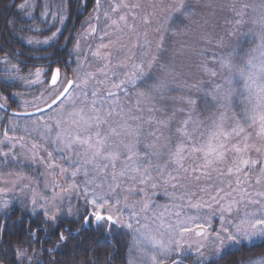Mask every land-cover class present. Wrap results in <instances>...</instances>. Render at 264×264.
I'll return each mask as SVG.
<instances>
[{"label":"snow or ice","instance_id":"1","mask_svg":"<svg viewBox=\"0 0 264 264\" xmlns=\"http://www.w3.org/2000/svg\"><path fill=\"white\" fill-rule=\"evenodd\" d=\"M94 2L93 12L97 14V21L101 12L106 19L111 20V25L126 20L124 15H120L117 21L111 19L109 14L127 7L123 0L119 3L113 0L108 11L103 10V0ZM10 7L16 9L17 18L7 21V27L15 29L19 23L21 30L26 27L29 31H41L18 19L21 13L24 16L32 15L30 9L34 6L30 0H13ZM248 8L253 14L246 21L245 10ZM181 9H184L183 15L190 20L193 10L185 6V0H180L173 10L179 12ZM232 10L236 18L231 21L233 29L227 36L238 37L239 26L250 23L252 27L248 32L240 35H250L258 43L245 51L242 43L238 42L224 54L213 53L210 61L203 59L208 55L207 50L191 48L194 56L202 58L197 68L209 76L211 88L204 87L203 80L188 83L184 66L177 64L174 54L169 55L163 37L156 45V54L150 55L146 66L143 61L133 64L132 70L124 74V79L112 84V88L117 91L109 90L103 95L97 89L88 90L96 74L85 69L88 58L81 59L79 39L73 48L76 55H70L67 61H58L65 69L63 72L61 66L49 68L47 72L37 68L35 80L20 77L27 84L38 83L44 87V91L34 99L42 102L50 112L46 118L40 117L33 123L43 126L41 139L62 154L59 158L61 162H57L53 158V151L33 142L30 159L33 163L44 164L48 169H58L59 175H66L67 182L60 184L54 179L50 186H46L48 195H38L31 184L21 188V191L29 189L32 192L25 208L30 203L31 214L34 215L37 209L42 214L41 223L35 229L29 226L27 235L35 238L33 242L40 243L39 233L43 231L47 234L43 244L50 246L41 248L47 257L44 260L28 256L27 250L18 248L14 250L17 261L25 259L29 264H61V255H67L64 250L69 248V241L75 238L72 229L65 227V219L71 218L69 223H79L81 230L86 226L105 231H111L116 225L126 227L134 233L133 247L146 252L144 246H149L152 249L149 257L151 264H165L163 257L178 255L185 245L189 249L193 247L187 243L188 234L195 233L207 241L211 217L219 214L220 228L215 230L212 237V256L223 259L244 249H260L259 256L238 260L235 264H264V190L248 191L254 185H264V0H257L251 5L245 3L239 10L233 5ZM63 12L64 9L60 14L50 13L46 7L42 16L47 19L51 15L52 19H58L63 24L66 19ZM97 31L96 25L89 24V34ZM59 33L60 29L57 28L43 39L28 37L26 43L50 45L57 40ZM108 36L107 31L100 35L101 43L92 52L93 57L107 60V55L102 54L101 49L108 47V44L103 43ZM225 46L224 37L216 39L217 48ZM237 60L239 63H234ZM73 62L76 63L75 68H71ZM209 63L218 67H209ZM100 71L107 79V72L103 69ZM42 75L48 77L47 84L41 79ZM240 82H243V89L247 93V106L226 119V110L233 106L236 85ZM176 91L183 94L173 96L172 93ZM133 94L136 97L135 108L125 111L122 100L130 101ZM177 100L182 106L170 109L169 101L174 103ZM0 101H3L0 108L8 106V96L3 92H0ZM28 103L24 100L22 106ZM205 106L216 111L205 116L203 112L208 110ZM34 107L37 112L45 111L39 103L34 104ZM12 115L31 113L13 112ZM178 115V126L173 129L172 124L177 121ZM9 122L15 130L16 122L11 117ZM4 137L7 140L16 139L9 136L7 130L4 131ZM41 148L47 151V161L37 155L36 150ZM0 155L7 157L8 153ZM192 157L199 161L191 167L192 173L199 172L208 179L213 173L220 177H234L235 187L231 180L226 185L228 190L217 187L216 194L210 196L212 203L191 204L189 201L190 207L207 208L209 211L196 216H182L176 212L175 222L167 225L168 240L165 241L163 235L158 237L147 225L141 224V213L153 210L149 189H155L161 183L177 187L182 178L181 171L189 172L185 161ZM16 175L21 180L29 179L23 171ZM195 179L200 180L201 176L197 175ZM3 191L0 189V192ZM233 193H237L239 198L234 197ZM138 196L139 199H136ZM226 199L227 203H221ZM249 205L257 206L256 210L250 211ZM3 206L7 208L8 203L4 202ZM113 210L118 213L127 210L129 219L122 221L121 216L115 215ZM153 214L157 218L164 215L155 211ZM147 218L145 215L144 219ZM132 221L139 226H134ZM161 227L164 225L161 224ZM206 247L203 242L196 245L195 264H203ZM68 264H76L74 254ZM129 264H134V261L130 259ZM139 264H144L142 257ZM170 264H183V261L171 258ZM212 264H215V260Z\"/></svg>","mask_w":264,"mask_h":264},{"label":"rangeland","instance_id":"2","mask_svg":"<svg viewBox=\"0 0 264 264\" xmlns=\"http://www.w3.org/2000/svg\"><path fill=\"white\" fill-rule=\"evenodd\" d=\"M112 2L113 0H103V10L108 11L109 4ZM114 2L119 3L120 0H114ZM123 2L127 7H121L116 13L109 12V14L111 19L117 21H119L120 15H124L126 17L125 21H119L117 25H111V20L106 19L103 16V12L99 14L100 19L97 21L95 19L97 14L93 12L94 5L90 13L83 20L77 33L74 45L79 39L81 59L84 57L88 58L85 69L96 74V79L89 84V92L93 89H97L100 94L103 95L109 90L117 91L112 88V84L114 82L118 83L120 80L124 79V74L132 70L133 64L143 61L146 66L150 55L156 54V45L160 42L161 37H163L164 46L168 50L169 55L174 54L177 64H182L184 66V73L188 83H198L203 80V86L206 88L212 87V84L209 82L210 78L204 72L198 70L197 65L201 63L202 58L194 56L190 50L191 48H195L197 51L207 50L208 55L203 59L210 61L213 53L224 54L228 51L229 47L236 45L238 42L242 43L245 51L254 48L258 43V41L250 35H240L248 32V29L252 27L250 23L239 26L238 37L227 36V33L233 29L231 21L236 18L232 6L235 5L239 10L243 4H255L257 0H185V6L193 10V16L190 20L183 15L184 9H181L179 12L173 10L178 6L180 0H123ZM30 3L34 6L30 9L32 15L26 17H32L34 15L37 0H30ZM47 10L50 13L59 14L54 3H52V7H47ZM245 11L246 15L244 19L248 21L253 13L251 8ZM43 19L45 18L43 17ZM89 24L96 25L98 31L94 34H89ZM109 25H111V27H109ZM103 31L109 33V36L103 41V43L108 44V47L101 49V53L107 55V60L92 56V52L95 51L96 47L101 43L100 35L103 34ZM33 37L43 39L46 36ZM201 37H205L206 39H201ZM220 37L225 38L226 46L224 48L216 47V39ZM109 41H111V43H109ZM73 48L71 52L72 57L76 55L73 52ZM234 63H239V60L234 61ZM13 65L16 67L14 68ZM105 65H107V67H105ZM2 67L6 70L10 78L21 82V90L15 93H21L22 95L14 96L18 101V109H34V104L36 103H39V106L44 105L42 102L35 101L34 99L44 91V87L38 83L27 84L25 80L20 79V77H26L28 80H35L36 69H43L42 67L22 70L21 67L12 59H9V57H6V59L5 57L3 58ZM75 67L76 63H71V68ZM209 67H218V65L209 63ZM101 69L107 72V79H105L103 73L100 71ZM43 70L45 71V69ZM64 70H62V72ZM152 71L155 72L156 69L153 68ZM29 73H32V75H29ZM69 75H71V72H69ZM41 79L45 81V84L48 83L47 76L42 75ZM217 79L219 80V78ZM100 81L103 82L100 83ZM236 87L237 93L233 98V106L226 110V119L231 117L233 112L239 113L247 106V93L243 89V82L237 84ZM182 94L183 93L180 91L172 93L173 96L177 97ZM121 96L123 97V93H121ZM24 100L30 103L22 106V101ZM135 100L136 97L134 94L131 96L130 101L122 100V103L125 105V111H127L128 108L134 110ZM181 106L179 100L174 103L169 101L168 104L170 109L179 108ZM215 111V108L208 107V110L203 112V115L208 116ZM49 112L50 110H46L34 115L13 116L11 113H6V111L0 108V153H8L7 157L0 155V189L5 190L0 192V214L14 205L25 207V203H27L32 196V192L29 189L21 191V188H23L25 184H31V187L35 189L38 195H48L49 193L46 191V186H50L54 179L60 184L67 182L66 175H59L58 169H48L44 164L33 163L30 159L33 153L32 144L33 142H38L43 144L48 151H53V158L56 159L57 162H61L59 158L62 154L56 152L54 146L41 139L43 135V126L33 123L40 117L46 118ZM9 117L16 122L15 130H13V125L9 122ZM179 119L180 116L178 115L177 121H174L172 124L173 129L178 126ZM5 130L8 131L9 136L16 137V139H5ZM104 131L107 132V129L105 128ZM19 137H23L24 139L20 140ZM13 145L15 146L13 147ZM36 152L38 156L44 157L45 161H47V151H45L44 148L37 149ZM198 162L199 161H197L195 157L185 161V166L189 168V172L184 173L181 171L180 176L182 178L177 187L173 188L171 184L161 183L157 188L149 189L153 210L147 213H141V224L147 225L148 229L151 230L154 235L158 237L163 235L165 241L168 240L167 225L175 222L176 212H180L182 216H196L209 211L207 208L196 209L190 207L189 201H191V204L204 202L212 203L210 196L216 194L217 187H224L225 190H228L226 185L229 180H231L233 187H235L234 177H220L216 173H213L211 179H208L199 172L192 173L191 167L195 166ZM19 171H23L29 179H19L16 175ZM9 173H12V175H9ZM197 175L201 176L200 180L195 179ZM201 189H205V191H201ZM260 190H264V185H254L253 188L248 189L249 192ZM233 196L237 199L239 198L237 193H233ZM136 199H139V196L136 197ZM4 202L8 203L7 208L3 206ZM73 203L76 204L77 201L74 200ZM80 203L83 202L80 201ZM221 203H227V199ZM215 207L216 205L213 204V208ZM256 207L257 206L249 205V210L255 211ZM27 208L32 211L30 203H28ZM165 209H167V211ZM113 211L115 215L121 216L122 221H127L129 219L127 210H124L122 213L115 212V210ZM154 211L157 213L162 212L164 215L157 218V216L153 214ZM145 215L148 217L147 219H144ZM233 215H235V212ZM132 222L134 226H139L135 225V221ZM161 224H163L164 227H161ZM219 228V214L213 215L211 217V227L209 228V239L203 241L202 238L197 237L195 233L188 234L186 237L187 243L192 244L193 247L189 249L187 245H185V249L179 253V255H192L193 259L196 261L197 256L195 247L198 243L203 242L207 245L204 249L206 253V259L204 261L212 258V237L215 235V230ZM126 229L131 233L132 237L128 264L130 259L134 261V264H139L141 257L143 258L144 264H151L149 257L152 254V249L145 245L144 247L147 249L146 252L138 251L133 247V231L128 228ZM175 255L177 254H169V257H163V259L164 261H168ZM0 264L2 263L0 262Z\"/></svg>","mask_w":264,"mask_h":264},{"label":"trees","instance_id":"3","mask_svg":"<svg viewBox=\"0 0 264 264\" xmlns=\"http://www.w3.org/2000/svg\"><path fill=\"white\" fill-rule=\"evenodd\" d=\"M12 2L13 0H0V92L8 96L9 108L18 109L17 98L12 94L21 90V82L7 75L6 70L2 67L3 58L9 57L22 70L42 67L47 72L49 68L54 69L57 66H61V69L64 70L63 65L58 61L70 59L77 33L95 2L94 0H37L34 15L26 17L21 13L18 19H23L28 25L40 28V32L29 31L26 27L21 30L19 23L15 29L6 26L7 21L17 18L16 9L10 7ZM52 3L55 4L59 14L64 9L63 14L66 19L63 24L59 23L58 19H51L50 16L43 19V10L45 7H52ZM57 28L60 29L58 38L50 45L26 43L28 37L50 36ZM41 219L40 210H36L33 215L28 208L20 205L7 208L0 214V262L2 264H29V261L25 259L17 261L14 250L18 248L27 250V255L34 256L36 259L47 258L41 252L42 247L50 246L43 244V240L47 239V234L43 231L39 233L41 242L35 243L33 242L35 238H30L26 231L29 226L35 229L41 223ZM70 220L71 218L65 219V227L72 229L75 238L69 241V248L64 250L67 255H61V264H68L73 254L76 257V264H85V262H90V264H128L132 237L125 227L116 225L111 231H105L98 230L94 226H86L81 230L79 223H69ZM260 251V249L252 251L244 249L223 259L209 258L203 264H212L213 260H215V264H235L238 260L259 256ZM178 256L195 264L192 255L178 254L172 258Z\"/></svg>","mask_w":264,"mask_h":264},{"label":"water","instance_id":"4","mask_svg":"<svg viewBox=\"0 0 264 264\" xmlns=\"http://www.w3.org/2000/svg\"><path fill=\"white\" fill-rule=\"evenodd\" d=\"M0 103H3V102L0 101ZM40 107H41V108H45V105H42V106H40ZM2 109L6 110V111H9V112L12 113V114H13V112H28V113H31V115L41 113V112H37V111L35 110V108H34V109H30V110H19V109H9V107L7 106L6 108H2ZM46 110H48V109L45 108V111H46ZM43 112H44V111H43ZM175 259H179V260H182L183 262H185V263H187V264H191L190 262L184 260L182 257H176ZM165 264H170V261L167 262V263H165Z\"/></svg>","mask_w":264,"mask_h":264}]
</instances>
